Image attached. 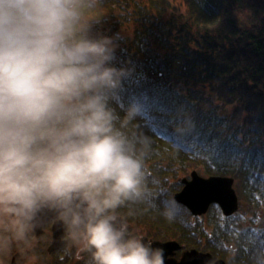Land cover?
<instances>
[{
	"label": "clouds",
	"instance_id": "obj_1",
	"mask_svg": "<svg viewBox=\"0 0 264 264\" xmlns=\"http://www.w3.org/2000/svg\"><path fill=\"white\" fill-rule=\"evenodd\" d=\"M98 0H0V249L55 211L88 264H164L116 210L138 196L142 161L106 106L121 71L86 35Z\"/></svg>",
	"mask_w": 264,
	"mask_h": 264
},
{
	"label": "trees",
	"instance_id": "obj_2",
	"mask_svg": "<svg viewBox=\"0 0 264 264\" xmlns=\"http://www.w3.org/2000/svg\"><path fill=\"white\" fill-rule=\"evenodd\" d=\"M240 1L98 0L87 13L85 35L93 40L108 39L111 46L112 39L118 38L106 66L122 75L118 86L106 92V106L118 118L114 122L118 129L128 112L136 110L127 127L120 129L142 161V183L138 196L130 201L135 204L132 209L151 210L166 222L180 221V227L191 228L199 221L190 229L196 236L201 234L200 221H205L216 230L215 245L221 235L228 241L236 236L241 241L252 238L238 249L239 261L244 256L242 264L251 260V264H259L255 259L260 253L264 256V226L255 224L261 213L256 215L255 209L264 205V115L253 121L248 113L257 111L258 84L264 83V15L253 17L250 8L247 13L238 7ZM123 25L128 32L135 27L134 37L124 36ZM243 52L252 54L257 69L246 80L233 74L231 64L240 63ZM209 62L217 66L211 68ZM194 83L202 103L192 99L190 86ZM258 107L264 110L262 104ZM165 159L170 168H185L186 163L195 169L204 166L210 175L238 178L252 209L245 211L250 216L244 220L242 232L222 218L216 206L205 218H195L178 205L173 184L165 176L169 175V167L162 163ZM214 216L221 219L217 222ZM252 230L262 233L249 238ZM206 236H214V231L207 229ZM254 241L256 245L250 246ZM247 247L251 250H244Z\"/></svg>",
	"mask_w": 264,
	"mask_h": 264
},
{
	"label": "rangeland",
	"instance_id": "obj_3",
	"mask_svg": "<svg viewBox=\"0 0 264 264\" xmlns=\"http://www.w3.org/2000/svg\"><path fill=\"white\" fill-rule=\"evenodd\" d=\"M176 2H180L181 0H175ZM240 8H243L246 10V12L248 13V10L250 8V13L253 15V17H259L260 13L264 10V2L262 0H241L239 6ZM222 22V21H220ZM223 24V22H222ZM221 24V25H222ZM121 25V24H120ZM217 25L220 26L219 21H217ZM121 32L124 34V36L126 37V33L128 35L129 33V37H134L135 34V27L131 26L130 31L128 32V27L126 25H123V28L121 29ZM113 40V45L110 47L113 48L114 46H118V38L115 36V39ZM118 49V48H117ZM113 51V49H112ZM252 54L251 53H246L243 52L241 54V56L239 57L241 59L240 63H231L235 66L234 68V75L238 76L240 79L242 80H246V79H250L252 78L254 75L252 74L253 71H256L257 69H255V65L253 64V60H252ZM235 60V59H234ZM221 63V62H219ZM209 65L211 66V68H214L217 66V63L213 64L209 62ZM202 66V65H201ZM210 68V67H209ZM210 68V69H211ZM216 83V81H212L211 84ZM210 84V85H211ZM196 85L197 83H194V85L190 86V94L192 95V99H196L197 103H202L203 99L200 95H197L196 92ZM254 85V83H253ZM261 86L259 93L260 96L259 98H257V105H256V109L257 111L253 114H251L250 112L248 113L253 121L257 120V117L261 114L264 115V110L260 111V108L258 107V105L262 104L263 108H264V102L261 103L262 98L264 99V83L258 84ZM235 94V93H233ZM109 99V98H107ZM221 104V103H220ZM245 122V121H244ZM248 125V124H247ZM247 125L245 126V128L247 129ZM244 129L242 130V133L244 132ZM250 129H252L251 127H249ZM163 166H167L166 169H168L169 175L166 174L165 176H168V183L169 184H176L178 179H181L184 176H188L189 173L191 171H196L198 168H201V170H199L200 173H198V175L200 177H207L208 172H206L201 166H199L197 169L194 168V166L192 165H187L186 163L184 164L185 168H181L178 165L176 167L170 168L171 165L168 163V159H165L163 162ZM185 169V170H183ZM230 176V175H229ZM235 178V177H234ZM167 179V180H168ZM188 179V178H186ZM171 185V190L174 191L173 193H177L182 189V186H180L179 188H176L175 186ZM234 187L236 188L237 192H238V196H239V200H240V211L239 212H245V211H251L252 209L249 207V201H248V195L244 194L242 192V190L245 189L243 183H241L238 178H236L235 180V185ZM260 210V216L259 218H263V223H264V205L260 206V208H256L255 209V213H257ZM254 213V214H255ZM217 214V213H216ZM215 214V215H216ZM259 213H257L256 215H258ZM136 218L133 219L132 221L135 222L136 224L139 225V232L142 233L143 236H150L152 234H157V230H148V225H146L145 223H143L141 220L146 221L148 223H150L153 227L155 228H161L163 230V232H166V234L169 237L175 238V235L177 234V227L174 224H171L169 222H166L165 220H163L162 217H157L155 214H153L152 212H147L146 213L141 209V210H137L136 211ZM140 219V220H139ZM195 224H191L192 227H195L199 224V221H194ZM218 222V220H217ZM246 224V223H242L240 225V229L242 228V226ZM200 225H203V222H200ZM142 230V231H141ZM137 234V231H136ZM229 243L232 242V247L229 248L230 251H232V255L231 256H235L236 260L239 261V251L238 249L242 247V245H246L250 242V240H246L244 239L243 241H241V239L239 237L236 236V238L231 237V239L228 241V237H224ZM29 240V239H28ZM47 240V237H46ZM53 238L50 236L48 239V242H46V244H50L52 242ZM214 242V241H213ZM44 241L42 242V244H40L38 241L35 242V244H29V241L26 242H19V243H13L9 248L6 249H0V264H12V260L15 261V264H43L44 263V259L42 258V256L38 253L39 250H42L41 248L44 246ZM236 245H239L240 247H237ZM230 247V246H228ZM27 248H29L30 250H27ZM74 252H77V246L74 244V248H73ZM228 251V252H230ZM79 256V258H82L81 260L78 258V261H80L81 263L89 262V256L83 257L84 251L82 252H78L77 253ZM246 254V252L244 253V255ZM77 255V256H78ZM244 256L242 257L241 260H243ZM257 259H259V261L264 264V257L260 254Z\"/></svg>",
	"mask_w": 264,
	"mask_h": 264
},
{
	"label": "water",
	"instance_id": "obj_4",
	"mask_svg": "<svg viewBox=\"0 0 264 264\" xmlns=\"http://www.w3.org/2000/svg\"><path fill=\"white\" fill-rule=\"evenodd\" d=\"M193 180H182L185 184L182 192L175 196L178 203L184 205L194 216H201L207 213L210 206L217 204L221 207L226 216H231L239 210V198L234 189V180L231 178L213 177L210 179L201 178L196 172L192 174ZM53 216L52 210L43 209L37 214ZM37 216L35 223H37ZM164 256L172 255V246H164ZM195 252L186 255L181 262L168 261L167 264H209V256L203 257ZM219 264V263H218Z\"/></svg>",
	"mask_w": 264,
	"mask_h": 264
},
{
	"label": "flooded vegetation",
	"instance_id": "obj_5",
	"mask_svg": "<svg viewBox=\"0 0 264 264\" xmlns=\"http://www.w3.org/2000/svg\"><path fill=\"white\" fill-rule=\"evenodd\" d=\"M54 212V211H52ZM54 216H56L55 218H50L48 216H45L44 218V221L45 223H42V225H39V229H36L32 232V236H30L29 240L31 238L34 237V233H35V237L37 238V240L35 242H39L40 244H42V242L44 241V246L41 248L42 250H48V248L50 250H53L51 249V245L49 247V244L46 242H48V239L49 237L51 236H54V232L55 229H54V226L56 224V222H60L62 223L61 226H60V231L61 233H63V238H67V231H66V228L63 224L62 221L58 220L57 219V213L54 212ZM121 220H123V222H125L128 226V230H129V234L132 235V236H138V237H143L144 239H147L149 236H143L141 232H139V225L136 224L135 222H133L131 219V217H127V216H121V215H117ZM148 230L152 231L153 230V227L151 225H148ZM136 231H137V234H136ZM142 231V230H141ZM46 237H47V240H46ZM158 237H160V241L161 243H166V242H175L176 245L173 247V250H172V255H169L170 257H167V258H170L172 261H176V262H180L181 261V258L182 256L189 251V248H193V249H197L199 251H202V250H209L210 249V242L208 239L206 238H200V239H190L191 237L190 236H184L183 234H178L175 236V238H172V237H164L162 236V234H159ZM193 242V245L191 246L190 244H188L187 242ZM213 245V244H212ZM214 246V245H213ZM232 246H230L231 248ZM27 250H30L29 248H27ZM60 250H70L69 249V244L67 242H64L62 247L60 249H57V253L60 254ZM166 251V250H164ZM202 252H205V251H202ZM264 262V261H263Z\"/></svg>",
	"mask_w": 264,
	"mask_h": 264
},
{
	"label": "bare ground",
	"instance_id": "obj_6",
	"mask_svg": "<svg viewBox=\"0 0 264 264\" xmlns=\"http://www.w3.org/2000/svg\"><path fill=\"white\" fill-rule=\"evenodd\" d=\"M263 2H264V0H262ZM261 16H263L264 15V13H262V14H260ZM260 17V16H259Z\"/></svg>",
	"mask_w": 264,
	"mask_h": 264
}]
</instances>
